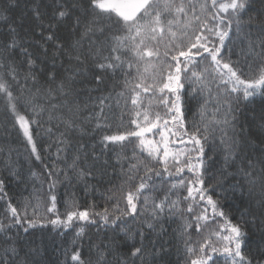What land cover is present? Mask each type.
I'll return each mask as SVG.
<instances>
[{
  "label": "snow or ice",
  "instance_id": "obj_1",
  "mask_svg": "<svg viewBox=\"0 0 264 264\" xmlns=\"http://www.w3.org/2000/svg\"><path fill=\"white\" fill-rule=\"evenodd\" d=\"M20 2L0 0V108L36 160L42 156L33 126L49 124L44 131L64 167L53 162L47 169L50 206L42 202L43 214L30 202H9L0 214V264H166L165 217L182 220L186 264H220L221 257L223 264H264V99L258 110L248 107L256 95L264 98V0H53L47 21L37 0L17 15ZM147 93L163 112L142 103ZM129 100L134 127L121 131V118L89 152L83 140L92 122L111 128L112 102L127 109ZM192 103L196 111L186 123L184 106ZM157 133L159 139L149 138ZM131 137L138 143L127 156L122 150ZM117 165L120 183L106 190L111 207L81 210L69 199L63 213L57 210L58 185L85 183L91 191L88 181L99 184ZM6 166L18 175L10 158ZM185 171L191 176L168 184ZM217 188L243 208L235 223L210 194ZM209 208L224 221L218 229L208 230ZM77 222L56 260L43 237L18 230ZM91 226L100 230L95 238L86 232ZM193 228L206 234L193 242Z\"/></svg>",
  "mask_w": 264,
  "mask_h": 264
},
{
  "label": "trees",
  "instance_id": "obj_2",
  "mask_svg": "<svg viewBox=\"0 0 264 264\" xmlns=\"http://www.w3.org/2000/svg\"><path fill=\"white\" fill-rule=\"evenodd\" d=\"M37 2L41 4V11L44 13L45 21H47L52 14L53 0H37ZM185 2H187V0H185ZM192 2L197 3V0H192ZM26 4L27 0H21L20 8L17 10V15L28 11V8L31 7V4H27V6ZM28 16H31L30 12L28 13ZM32 23L35 22L32 21ZM4 30V26L0 25V32H3ZM37 31L39 30L37 29ZM227 54V49H225V55ZM232 59L235 60L236 56H233ZM197 60H199V57H197ZM200 66L203 67V63H201ZM123 78L124 77L122 73L117 75V79L123 80ZM112 84L113 81L110 79L109 88L103 93L104 95H108V93L112 91ZM120 90V86L115 88L116 92ZM92 95L95 97L101 95V93L93 92ZM182 99H188L187 93L182 94ZM262 99L264 98H262L259 94L256 95L252 98L253 102L249 104L248 107L256 108L258 110ZM142 103L146 107L151 105L154 111H164L162 107L157 108L158 101L151 93L142 94ZM112 104V111L107 112L108 120L106 121V123L111 124L112 127H101L99 129H95L96 121L94 120L92 122V126L89 128L88 134L84 136L83 142L85 143V146L89 152L91 151L93 145L99 144L100 138L103 135L112 134L115 132L116 125L121 123V118L123 121L121 131L134 127L130 124V119L132 118L130 115V100L127 109L115 107L114 101ZM123 104L124 101L121 100V105ZM184 107V116L187 123V121H191L193 119V113L196 111V105L192 103L187 104ZM85 115H88V113L85 112ZM42 123L43 128H38L35 125L33 126L34 136L42 156L41 160H36L35 157L31 156L30 148L27 146V142L24 139L22 133L18 130V128L13 127V123L10 118L6 117L3 113V109L0 108V149H2V152H0V180L4 182L3 192L0 193V196L4 197L3 199H0V214L4 213L9 202H11L13 206L20 208L24 206L25 202H30L31 205L36 207L37 211L42 214L46 211L42 202H46L48 206H50V201L48 200V182L46 179L47 169L51 168L53 162H56L57 167L59 168H63L64 165L61 161L57 160L54 137H50L44 131V129L48 128L50 125L43 121ZM37 133L39 134L37 135ZM149 138L159 139V135L158 133L155 136L149 134ZM129 139L130 142H125V147L122 150L127 156L132 155L133 150L138 143L135 137H131ZM177 139H179V137H177ZM173 147H181V145L177 144L173 145ZM136 150L138 151V149ZM97 151H99V147L97 148ZM115 151H121V149L116 148ZM9 158L12 164V169H14L18 175H13L12 170L6 166ZM111 162L115 163L114 155L111 156ZM125 167H127L126 163ZM33 172L37 174L36 177L32 176ZM185 176L190 177L191 174L185 171L180 176H174L170 180H168L167 177H165V179L168 180V184L170 185L179 179H183ZM109 180L111 183H109ZM120 180L121 177L119 176V165H117L116 172L114 173L112 168H109L108 176L105 177L104 180H102L99 184H97L95 180L88 181V183L95 186L91 191H85V183H76L74 186H68L67 184L58 185L55 189V194L57 196V210L60 213H63L65 211V201L69 199H74L77 201L81 210L87 208L90 204H95L96 211H101L106 206L111 207L112 202L107 200L106 190L109 187H112L114 184L118 185ZM157 183H159V180H157ZM178 191L182 196L186 195V189H179ZM5 193L7 194L6 196L4 195ZM219 193H221V189L217 188L215 193L210 194L213 195L214 199H220L222 210L230 219H232L233 223H235L239 219L243 208L241 207L239 201L232 199L230 195L225 198L222 195H218ZM160 195L162 196L163 193L161 192ZM173 199H175V196H173ZM33 207H29L28 209L30 214L33 210ZM183 207L187 208V203H185ZM204 207L205 205L201 203L199 207L195 208L193 214H199ZM207 214L209 216L208 230L214 228L218 229L219 225L224 223L222 218L218 216L214 217L212 215L210 208ZM48 215L51 216L52 214L49 213ZM81 223L83 222H77L76 227L67 229L60 228L55 231L52 230L51 225H48L43 229H29L28 233H24L23 228H19V226L18 230L21 235H29L37 239L43 237L45 240V245L48 248V254L53 260H56L58 256L60 259H63V256L60 254V252L57 251L58 246L69 245ZM181 223L182 220L178 217H165L163 220V228L165 231L161 236V242L164 243V247L167 251V256L165 257L166 264H186V261L188 260L187 254L184 250V239L188 237L181 238L179 232L177 231ZM15 231H17V229H13V232ZM98 231L100 230L95 226L86 228L87 234L93 238H95L94 234ZM205 234L206 232L197 233L195 228L190 229V239L193 242L200 240ZM84 257H88V251L86 247L84 249ZM220 264H223L222 257L220 258Z\"/></svg>",
  "mask_w": 264,
  "mask_h": 264
}]
</instances>
